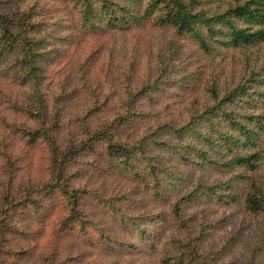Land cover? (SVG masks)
I'll list each match as a JSON object with an SVG mask.
<instances>
[{
    "label": "trees",
    "instance_id": "trees-1",
    "mask_svg": "<svg viewBox=\"0 0 264 264\" xmlns=\"http://www.w3.org/2000/svg\"><path fill=\"white\" fill-rule=\"evenodd\" d=\"M15 5L10 10L0 9V68L13 58L16 64L12 71L20 83L31 82L27 101L16 100L13 105L17 104L16 110L29 115L33 125L21 124L12 131L25 137L27 144L44 139L47 172L46 180L43 178L37 186L29 187L23 182L18 185L20 165L13 151L14 143L4 132L0 133V264H6L10 251L21 246L17 245L20 240L27 239L26 217L22 213L28 209L37 211L54 190L61 193L68 208V214L60 217L57 234L66 236L77 230L87 237L88 227H98L79 207L82 199L92 196L95 203L111 212L118 231H124L122 236L129 234L139 240L141 247L157 252L160 264H214L216 261L219 250L201 246L208 234L205 225L201 222L192 228L185 221L189 219L185 210L200 198L219 203L236 202L244 212L264 221V106L260 107L264 105V0H143L142 4L140 0L123 3L74 0L72 11L77 13L82 27L97 31L124 29L129 24L138 26L150 21L170 28L174 37L188 38L204 53H211L217 46L238 51L244 55L245 65L235 85L219 88L214 82L206 81V99L191 105L182 119L136 134H125L128 131L125 127L134 122V104L146 94V89L135 88L126 79L114 105L103 109L101 118L96 119L100 108L90 100L73 114L74 127L61 137L58 134L62 110L46 103L40 83L51 32L43 35L44 20L39 5L24 9L20 0ZM19 41L25 43L20 46ZM173 41L172 46L178 49L181 43ZM177 51L170 55V49L169 58ZM166 68L157 86L163 83ZM83 76L85 72L80 77ZM190 84L188 78L185 86ZM98 149L118 163V170L134 172L136 180L139 179L132 184L136 190L152 194L156 203L169 205L165 220L174 227L176 223L178 230L168 240L157 241L155 233L142 226L145 220L158 219V213L133 215L120 206L121 195L71 186L72 163ZM168 156L172 164L165 165ZM183 166L190 170L182 172ZM206 169H214L227 179L206 182L200 176ZM190 171L200 172L192 177L194 174ZM168 186L174 192L171 201L163 195ZM254 230L259 231L258 239L263 244L249 247L244 264H261L258 256L264 255V229ZM179 232L180 237H175ZM127 246L129 250L137 248L133 243ZM44 262L62 264L57 258Z\"/></svg>",
    "mask_w": 264,
    "mask_h": 264
},
{
    "label": "rangeland",
    "instance_id": "rangeland-1",
    "mask_svg": "<svg viewBox=\"0 0 264 264\" xmlns=\"http://www.w3.org/2000/svg\"><path fill=\"white\" fill-rule=\"evenodd\" d=\"M20 2L24 9L32 4L42 8L43 35L50 32L52 35L46 43L48 57L44 61L40 83L46 103L51 108L62 110L59 137L74 127L73 114L81 111L90 100L93 106L100 108L96 119L101 118L103 109L114 105L126 79L135 88L146 89V94L134 104V122L125 127L128 129L125 134H136L163 126L167 121L182 119L191 105L206 99V81L214 82L219 88L235 85L245 65L244 55L238 51L217 46L211 53H204L188 38L174 37L170 28L159 27L150 21L138 26L129 24L124 29L90 30L77 21V13L72 11L74 0ZM140 2L142 4L143 0ZM17 3L18 0H0V9L10 10ZM173 39L181 43L180 49L172 46ZM23 43L19 41L18 44L21 46ZM176 50L175 55L169 58ZM13 64L16 62L10 58L0 68V133L4 132L6 138L14 143L13 151L20 165L16 183L21 185L23 182L32 187L41 183L43 178L46 180V142L39 139L34 144H27L25 137L13 134L15 126L33 125L29 115L16 110L17 104L13 105L16 100L27 101L25 98L31 92V82L20 83L12 71ZM165 67L167 73L162 77L163 83L157 86ZM82 72H85L83 78L80 77ZM188 78L192 84L185 86ZM57 97L59 99H55ZM79 124L77 122V126ZM103 151L98 149L82 155L72 163L71 186L121 195L120 206L133 215L158 213V219L154 222L145 220L142 226L154 232L157 241L168 240L178 230L176 223L175 228L165 220L169 205L156 203L152 194L136 190L132 184L138 183L139 179L136 180L134 172L118 170V163L109 160ZM170 159L168 156L164 164H172ZM180 169L184 173L190 170L187 166ZM190 172L195 177L200 171ZM200 176L206 182L227 179L214 169L201 171ZM163 195L168 201L174 198L169 186ZM79 207L98 225L86 229L87 237L77 230L66 236L56 233L61 215L68 214L58 190L44 199L43 206L37 211H24L27 239L20 240L17 245L21 246L10 251L12 254L7 256L6 264H46L44 260L50 261L51 258L59 259L62 264H160L157 252L141 247L139 240L129 234L123 237L124 231H118L110 217L111 212L95 203L92 196L82 199ZM185 215L189 218L186 223L192 228L201 222L205 225L208 234L201 246L219 250L214 264H244L249 247L263 244L258 239L259 231L254 229L263 230L264 221L244 212L236 202L219 203L200 198L187 207ZM175 237H180V232ZM127 243H133L137 248L129 250ZM258 258L264 264V255L259 254Z\"/></svg>",
    "mask_w": 264,
    "mask_h": 264
}]
</instances>
